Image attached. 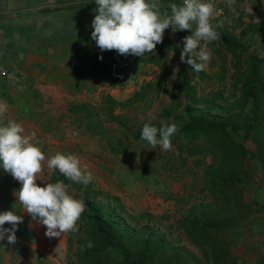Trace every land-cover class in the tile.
Listing matches in <instances>:
<instances>
[{
    "label": "trees",
    "instance_id": "16d2710c",
    "mask_svg": "<svg viewBox=\"0 0 264 264\" xmlns=\"http://www.w3.org/2000/svg\"><path fill=\"white\" fill-rule=\"evenodd\" d=\"M223 19L222 13L212 19L214 25L219 23L222 27L216 29L220 38L209 46L212 52L220 55L222 62L230 64V97L215 92L217 98H198L192 81L196 76L203 78L205 70L195 72L187 63L172 70L166 57L171 50L181 54L184 44L178 38L163 34L155 54H147L141 59L160 64L159 88L164 86L167 77H175L170 86L171 106L160 112V117L172 115V119L157 124L148 123L146 119L142 123L135 122L137 127L133 135L135 140H142L145 123L157 128L175 123L179 131L171 138V143L179 153L185 152L187 156L209 154L210 162L203 170L204 199L190 205L179 219L186 238L201 250L202 257L184 245L174 243L165 232L149 224V220L157 216L143 210L128 219L122 214V204L117 209L90 198L96 194L91 182L85 186L66 178L58 170H51L50 183L71 181L83 186L86 207L78 221L79 231L66 233L70 244L76 237L73 254L77 264H112L110 250H115L120 257L118 264H264V257L248 263L231 247L233 230L245 220L250 208L243 198L241 183L253 180L264 193V57L244 53L251 45L246 37L253 34L264 37V23L249 22L234 33ZM152 85L151 82L142 84L125 99L105 93L96 109L77 105L71 106L70 111H83L88 117L86 128L93 133L104 134L99 129L102 120L119 122L126 130L130 127L129 120L116 108L131 106L147 95ZM182 96L187 97L188 102L182 103ZM200 101L207 103L199 106ZM91 118L101 121L96 120L93 124ZM107 139L112 153L118 154L125 149L120 140L114 144L110 136ZM248 141L252 148L247 146ZM255 173L259 177H255ZM253 203L257 210H264V202L253 200ZM89 242L92 247H88Z\"/></svg>",
    "mask_w": 264,
    "mask_h": 264
},
{
    "label": "rangeland",
    "instance_id": "374dc122",
    "mask_svg": "<svg viewBox=\"0 0 264 264\" xmlns=\"http://www.w3.org/2000/svg\"><path fill=\"white\" fill-rule=\"evenodd\" d=\"M159 1L161 0H157V2ZM243 1L235 0L232 9L229 8L228 0H216L214 5L218 13L224 15L223 23L234 33L239 32L245 20L253 19L259 15V10L257 11L255 8L249 15L245 11L249 7ZM172 3L180 5L179 0H167L165 4L163 2L160 5L161 13L167 11L171 15L170 5ZM164 34L178 38L184 44V37L192 33L190 30L173 32L170 26ZM246 40L251 42L249 48L244 52L246 55L254 53L259 57H264L263 36L253 34L251 37H246ZM92 42V92L90 98L92 102H89L87 91L86 95H83L81 90L76 96L72 94V97L75 96L72 101L79 102L80 98H85L86 103L89 104L88 107L93 110V108H97L105 93H110L118 99H125L141 88L142 84L151 82L153 85L147 95L131 106L116 108V111L123 113L124 117L129 120L130 127L126 130L121 127L119 122L91 118L93 124L96 120H100L101 127L99 129L104 131V134L93 133L85 126L88 117L83 115L80 118L78 117L80 115H76L74 112L72 114L62 112L61 120H59L61 128L56 130L59 135L57 147L63 140H66L67 147L53 152L43 151L46 157L43 174L46 175L48 172L47 159L56 153L77 156L81 161V166H87L93 176L91 187L96 191V194L90 198L102 201L105 205L116 206L117 209L119 204H122L124 206L122 214L128 219L143 210L150 212L157 217L150 219L149 224H152L157 230L165 232L173 239L174 243L184 245L202 257L201 250L186 238L179 226V219L190 205L204 199L206 192L202 189L203 170L204 165L210 162L209 154L187 156L185 152L179 153L173 144L172 150L164 151L159 145L152 148L146 141L135 140L133 137L137 127L135 122L142 123V120L146 119L148 123L157 124V122L161 123L172 119V115L168 118L160 117V112L163 108L171 106L170 86L175 77H167L164 86L159 88L157 74L161 71L160 64L141 59L143 56L127 55L130 60L127 79L124 82H115L107 75V66L112 50L101 51L93 39ZM208 50L211 52V60L204 69L205 76L203 78L196 76L192 81L197 89V97L200 99L217 98L215 92H221L225 97H230V64L226 61L222 62L220 55L212 52L209 44ZM101 56L102 60L99 58ZM166 62L172 70L186 65L181 62L180 54L174 50L169 52ZM181 100L182 103L188 102V98L185 96H182ZM202 103L207 102L200 101L198 105L203 106ZM73 133H78V135ZM107 136H110V140L114 144H118V140H120L125 145V149L118 154L112 153L107 145ZM247 146L253 147L249 141ZM255 177H259L258 173H255ZM66 185L70 195L84 202L86 197L83 186H77L71 181ZM241 185L243 198L249 203L250 208L245 220L233 230L234 241L231 247L235 253L242 254L248 263H255L259 257H264V210H257L253 200L264 202V193L253 180H245ZM66 236L63 234L60 237L51 238V244L47 248L46 246L41 247L44 249L43 254L39 256L42 264H77L76 256L73 254L76 249V237H73V243L70 244ZM109 259L112 264L120 262V257L117 256L115 250L109 251Z\"/></svg>",
    "mask_w": 264,
    "mask_h": 264
},
{
    "label": "crops",
    "instance_id": "0c3cea01",
    "mask_svg": "<svg viewBox=\"0 0 264 264\" xmlns=\"http://www.w3.org/2000/svg\"><path fill=\"white\" fill-rule=\"evenodd\" d=\"M163 2L167 0L157 3ZM243 2L252 11L259 10L257 17L243 25L264 23V0ZM94 17V0H0V66L14 73L0 79V102L8 106L0 123H20L25 135L35 133L33 143L42 151L53 152L67 145L63 140L57 147L56 130L61 128V113L72 114L71 105L89 106L85 98L72 101L78 91L83 95L87 91L92 102L90 32ZM75 114L84 115L83 111ZM50 174L49 169L46 175L42 172L36 183L46 186ZM20 187L0 167V213L11 210L23 217L16 231L17 243L0 241V264H42L41 247L47 248L52 239L45 235L46 226L32 220L17 201L14 193Z\"/></svg>",
    "mask_w": 264,
    "mask_h": 264
},
{
    "label": "clouds",
    "instance_id": "9594fccd",
    "mask_svg": "<svg viewBox=\"0 0 264 264\" xmlns=\"http://www.w3.org/2000/svg\"><path fill=\"white\" fill-rule=\"evenodd\" d=\"M95 3L98 7L91 36L101 51L116 50L121 55L138 57L155 54L157 44L162 43L163 34L170 26L173 32L190 30L192 34L184 37L180 60L190 65L193 71L200 72L211 60L208 44L220 38L216 29L222 24L211 22L219 14L211 0H182L180 5L172 3L171 15L167 11L161 13L157 0H95ZM234 4L235 0H228L230 9ZM245 11L252 14L251 7ZM99 58L103 59L102 56ZM7 110V104L0 102V121ZM178 131L175 123L160 128L145 123L141 139L152 148L159 145L162 150L170 151L171 138ZM34 139L35 133L25 135L20 123L12 120L0 123V167L21 184L14 193L17 201L32 220L46 226L47 237L77 232L86 205L69 194L63 181L46 183L44 187L36 183L43 172L46 157L33 143ZM47 168L58 170L66 178L85 186L93 179L87 166L82 167L80 159L72 154L56 153L47 159ZM6 223L11 227L5 228ZM21 223L23 217L11 210L0 213V241L7 239L8 244H16V231ZM92 246L89 242L88 247Z\"/></svg>",
    "mask_w": 264,
    "mask_h": 264
},
{
    "label": "built area",
    "instance_id": "2783aa9c",
    "mask_svg": "<svg viewBox=\"0 0 264 264\" xmlns=\"http://www.w3.org/2000/svg\"><path fill=\"white\" fill-rule=\"evenodd\" d=\"M182 4V0H179ZM213 5H215L216 0H211ZM95 9L98 7L94 0ZM95 11V15H96ZM130 65V60L127 56L119 54L116 50H112L108 66H107V75L108 77L115 82H124L127 79V70ZM14 73L4 67L0 66V79L13 77Z\"/></svg>",
    "mask_w": 264,
    "mask_h": 264
}]
</instances>
